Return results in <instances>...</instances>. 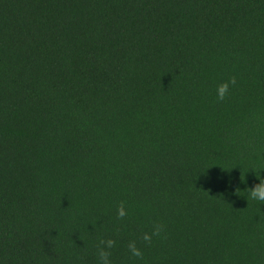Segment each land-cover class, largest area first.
<instances>
[{
  "label": "trees",
  "instance_id": "16d2710c",
  "mask_svg": "<svg viewBox=\"0 0 264 264\" xmlns=\"http://www.w3.org/2000/svg\"><path fill=\"white\" fill-rule=\"evenodd\" d=\"M257 176L264 0H0V264H264Z\"/></svg>",
  "mask_w": 264,
  "mask_h": 264
},
{
  "label": "clouds",
  "instance_id": "9594fccd",
  "mask_svg": "<svg viewBox=\"0 0 264 264\" xmlns=\"http://www.w3.org/2000/svg\"><path fill=\"white\" fill-rule=\"evenodd\" d=\"M237 82L235 76L230 77L228 80L222 81L216 86V98L217 102H223L230 94V89ZM258 177V176H257ZM244 176L241 175V180H244ZM259 183L255 184L253 187L247 190L248 198L251 200L264 202V177H258ZM239 189H237V192ZM127 209L125 203L121 202L117 208V216L123 219L127 215ZM153 237H162L164 239L166 236V226L163 223H154L151 227V231L145 232L141 239L146 244H151ZM116 245V241L112 238L100 239L97 244V256L99 264H111V249ZM128 250L133 257L143 258V251L137 246L135 240L130 241L128 244Z\"/></svg>",
  "mask_w": 264,
  "mask_h": 264
}]
</instances>
